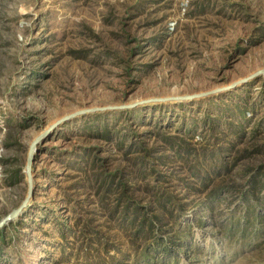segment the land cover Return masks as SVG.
Here are the masks:
<instances>
[{"label":"rangeland","instance_id":"1","mask_svg":"<svg viewBox=\"0 0 264 264\" xmlns=\"http://www.w3.org/2000/svg\"><path fill=\"white\" fill-rule=\"evenodd\" d=\"M264 0H0V264H264Z\"/></svg>","mask_w":264,"mask_h":264},{"label":"water","instance_id":"2","mask_svg":"<svg viewBox=\"0 0 264 264\" xmlns=\"http://www.w3.org/2000/svg\"><path fill=\"white\" fill-rule=\"evenodd\" d=\"M259 73H264V68H262L261 70L256 71L255 73L246 76V77H242L236 81H234L233 83H231L230 85L227 86H218L215 88H211L205 91H200V92H195V93H190V94H185V95H166V96H160V97H153V98H146V99H142L138 102V104H145L148 102H162V101H181V100H191L197 97H203V96H207V95H213L216 93H219L223 90L226 89H230L233 88L235 85H237L238 83L247 80L248 78L254 76V75H258ZM118 107H126L125 105H108V106H93V107H85V108H81L79 110H76L74 112L65 114L61 117H59L58 119H56L54 122H52L51 124H49L43 132H41L38 136H36V138L34 140H32V142L29 145V150H28V155H27V159H26V180H27V185H28V191H27V195L25 196V198L19 203V205L14 208L12 211H10L9 213H7L5 216H3V218L0 219V228L5 226L7 223H9L10 221L16 219L19 215H21L24 210L27 208V206L29 205V199L32 193V188H33V184H32V174H31V170H32V160H33V153L34 150L36 148V145L38 144L39 141H41L45 136H47V134L53 129L55 128L57 125H59L60 123H62L65 120L74 118L78 115L81 114H85V113H89V112H93V111H99V110H105L108 108H118Z\"/></svg>","mask_w":264,"mask_h":264}]
</instances>
